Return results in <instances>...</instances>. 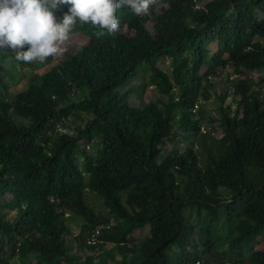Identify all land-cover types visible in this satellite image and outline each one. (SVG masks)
Returning <instances> with one entry per match:
<instances>
[{
    "label": "trees",
    "instance_id": "16d2710c",
    "mask_svg": "<svg viewBox=\"0 0 264 264\" xmlns=\"http://www.w3.org/2000/svg\"><path fill=\"white\" fill-rule=\"evenodd\" d=\"M117 16L115 38L76 24L87 42L43 74L51 56L0 51V264H264V76H250L264 73V0H156L149 16ZM227 67L214 139L197 104ZM146 73L167 100L131 105ZM169 138L185 147L161 158ZM76 248L98 252L81 261Z\"/></svg>",
    "mask_w": 264,
    "mask_h": 264
},
{
    "label": "clouds",
    "instance_id": "9594fccd",
    "mask_svg": "<svg viewBox=\"0 0 264 264\" xmlns=\"http://www.w3.org/2000/svg\"><path fill=\"white\" fill-rule=\"evenodd\" d=\"M155 3L156 0H0V51H11L17 62H43L62 54L60 45L69 39L76 24L97 27L98 38L105 31L115 38L121 23L118 9L127 8L144 17L151 14Z\"/></svg>",
    "mask_w": 264,
    "mask_h": 264
},
{
    "label": "rangeland",
    "instance_id": "374dc122",
    "mask_svg": "<svg viewBox=\"0 0 264 264\" xmlns=\"http://www.w3.org/2000/svg\"><path fill=\"white\" fill-rule=\"evenodd\" d=\"M147 29L150 32L152 31L150 24H147ZM86 42H87V38H85L84 36H82L78 32L69 33V39L64 44L60 45V47L63 49L62 54H59L56 56H51L50 63L44 67L39 68L36 71V73L43 74V73L47 72L52 67L59 64L65 57H67L68 55L74 54ZM209 48L213 49V48H215V45L211 44V45H209ZM168 63H169V60H165L164 63H160V64H158V66L162 71L169 73L170 67H169ZM218 72L219 73L217 76H210L208 78L209 84L211 85V88L208 89V94L211 96L210 99L206 102L200 101V103L197 104L199 106L203 105V112H204V120L200 126V134H202V135L203 134H206V135L209 134L214 139H219L222 135V132H221V129L219 126V122H218L219 116H220L219 115V107L220 106H226L227 104L230 103V98H227L224 102H221L220 101V95L222 92H224V90L227 88V86H229V82H231V80L235 78V76L233 74L232 67H227L226 69H223V70L218 69ZM22 73H23V75H21L19 72H17L18 76H20L21 79L22 78L24 79V74L25 75L30 74L29 69H24V71L22 70ZM250 76L254 79V81H257L259 78L264 76V73L263 72L253 73ZM23 79L19 82V84L17 86H15V88H13V87L11 88V92L20 91L25 87L26 83L24 82L25 80H23ZM149 79H150L149 73H146L143 76V79H141V81H140V82L145 84V88L144 89L139 88V90H137L134 94L130 95L129 102L131 105L139 106L141 103H148L150 101H155V100H157L158 102L159 101L160 102H166L167 97L159 94L155 90V87L153 85H150ZM263 93H264V88H262L260 90V94L262 95ZM79 124L80 123H77L76 125H79ZM58 131L62 132V129L60 127H58ZM170 141L171 140L169 138V140H167L166 146L162 149L161 158H163L165 154L169 153L174 147H177L181 150L185 147L184 145L173 146ZM206 145L208 146L209 143L207 142ZM194 149L197 152V154L199 155L200 165L203 166L206 163V161H205L206 155H205V153H203L202 147L197 141H195V143H194ZM88 150H91V148H89ZM87 194L90 198L88 202L91 206H93L94 210L96 212L103 210L101 199H99L94 194H91V193H87ZM103 212L105 214V211H102V213ZM68 215L69 214L66 215L67 219L69 218ZM69 225L71 228L70 238H72L73 235H76L78 232L79 221H70ZM148 234H149L148 228H144L142 230L135 232V239L137 241H141L144 237L148 236ZM224 245H225V242L218 243V246H220V247H222ZM104 249L106 251L112 253L113 255H115L116 260H120V255H118V253L115 251V247L113 246V244H107ZM97 252L98 251L90 253L88 250L76 248L75 254H77V257L82 261L85 254L95 255V254H97ZM17 261H18L17 257H15L11 261V264H18Z\"/></svg>",
    "mask_w": 264,
    "mask_h": 264
},
{
    "label": "built area",
    "instance_id": "2783aa9c",
    "mask_svg": "<svg viewBox=\"0 0 264 264\" xmlns=\"http://www.w3.org/2000/svg\"><path fill=\"white\" fill-rule=\"evenodd\" d=\"M196 109V106H195ZM99 234V231L96 230L94 231V233L92 232V235L90 236V238L86 241L87 246H92L94 245L97 241H96V236Z\"/></svg>",
    "mask_w": 264,
    "mask_h": 264
}]
</instances>
